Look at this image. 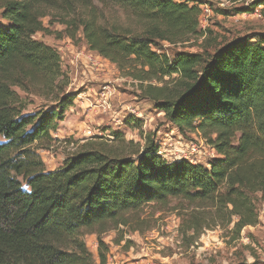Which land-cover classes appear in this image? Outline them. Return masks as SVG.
<instances>
[{
	"label": "trees",
	"instance_id": "obj_1",
	"mask_svg": "<svg viewBox=\"0 0 264 264\" xmlns=\"http://www.w3.org/2000/svg\"><path fill=\"white\" fill-rule=\"evenodd\" d=\"M201 4L0 0V264H106L102 234L150 203L212 208L220 223L235 216L237 229L256 223L251 195L264 205V33L218 40L199 29ZM45 17L63 29L51 31ZM38 32L72 41L81 35L90 50L126 69L181 134L196 133L216 156L207 165L168 161L133 119L141 141L114 130L93 135L46 170L38 150L55 140L74 97L63 91L58 51L35 39ZM192 37L201 39L199 51L170 57L161 49V42ZM28 95L56 107L26 112ZM87 234L97 236L98 261Z\"/></svg>",
	"mask_w": 264,
	"mask_h": 264
},
{
	"label": "rangeland",
	"instance_id": "obj_2",
	"mask_svg": "<svg viewBox=\"0 0 264 264\" xmlns=\"http://www.w3.org/2000/svg\"><path fill=\"white\" fill-rule=\"evenodd\" d=\"M199 1L202 3L199 29L210 30V35L218 40L264 33V0L246 11L253 0ZM42 21L51 31L63 29L55 20L49 25L48 17ZM120 22L125 23L121 16ZM34 38L58 51L66 83L63 91L74 97L72 106L52 132L55 140L48 149L38 150L46 170L61 166L85 138L93 135H107L114 130L123 132L126 139L141 141L133 119L140 120L143 132L154 135L159 154L168 161L186 159L207 165L216 156L196 133L181 134L141 93L139 82L126 69L90 50L81 35L72 41L38 32ZM200 40L192 37L177 44L161 42V49L170 57L177 52H196L200 50ZM26 103V112L56 107V103L34 95L26 96ZM251 197L257 220L241 229L233 226L235 216L229 224L220 223L212 208H196L181 200L145 205L127 216L125 226L102 234L106 264H239L255 258L264 262V224L258 220L262 201L259 194ZM84 241L98 261L96 234L85 235Z\"/></svg>",
	"mask_w": 264,
	"mask_h": 264
},
{
	"label": "built area",
	"instance_id": "obj_3",
	"mask_svg": "<svg viewBox=\"0 0 264 264\" xmlns=\"http://www.w3.org/2000/svg\"><path fill=\"white\" fill-rule=\"evenodd\" d=\"M103 93H104V92H103ZM211 151L214 152L212 148H211ZM158 153H160V149H158ZM258 220H259L261 223L264 224V205H262V209H261V212H260V214H259V216H258Z\"/></svg>",
	"mask_w": 264,
	"mask_h": 264
}]
</instances>
